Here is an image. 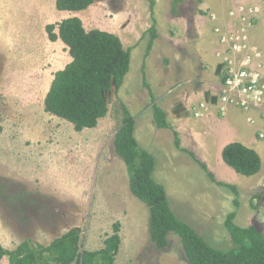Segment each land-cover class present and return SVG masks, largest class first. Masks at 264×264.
Masks as SVG:
<instances>
[{
	"label": "rangeland",
	"instance_id": "rangeland-1",
	"mask_svg": "<svg viewBox=\"0 0 264 264\" xmlns=\"http://www.w3.org/2000/svg\"><path fill=\"white\" fill-rule=\"evenodd\" d=\"M93 1L74 14L56 10L55 0H0V246L8 251L22 243L47 247L79 228L78 253L94 252L119 222L113 264H189L175 234H168L162 250L149 241L148 209L130 193L126 166L113 147L124 109L134 119L139 148L155 160L152 179L164 188L180 221L221 252L240 247L225 228L229 215L235 226L253 227L264 237V138L257 137L264 124L253 127L262 166L249 179L223 163L220 128L192 114L208 93L207 74L216 64L210 59L215 40L205 36L213 31L210 10L200 9L197 0L155 2L159 37L146 61L145 78L181 148L236 191L212 183L188 152L175 148L171 130L154 126L141 72L148 38L142 36L151 25L148 2ZM252 4L241 3L259 10L256 30L264 7ZM73 16L86 31L110 32L124 49L132 48L122 86L105 95L106 116L81 132L43 110L53 74L71 61L61 41H48L45 27ZM215 74L220 76V70Z\"/></svg>",
	"mask_w": 264,
	"mask_h": 264
},
{
	"label": "trees",
	"instance_id": "trees-1",
	"mask_svg": "<svg viewBox=\"0 0 264 264\" xmlns=\"http://www.w3.org/2000/svg\"><path fill=\"white\" fill-rule=\"evenodd\" d=\"M148 2L150 27L144 32L146 50L141 66L142 86L147 89L152 105L153 123L156 129L172 131L176 149L181 148L178 133L167 122L166 113L155 104V98L145 78V59L158 37L154 16L156 0ZM203 0H197L201 4ZM93 0H55L58 11L76 13L87 9ZM174 12V8H172ZM49 42L61 41L67 48L71 61L53 74V79L43 100L45 113L70 123L74 131L93 129L108 112L105 95L113 87L117 92L129 71L130 49H124L120 39L110 32L94 29L86 31L78 17H69L45 27ZM117 156L123 161L128 173L130 193L148 209L149 241L156 249L168 246V234H175L181 243L189 264H264V237L253 227L240 228L229 215L225 228L230 240L240 247L236 251L221 252L211 248L187 224L180 221L170 208L164 188L152 179L155 160L139 148L134 137V119L124 109L122 124L113 139ZM189 153V152H188ZM194 162L216 186L236 191L235 186L216 180L207 166L189 153ZM221 159L236 174L253 177L261 170V158L241 143L225 145ZM112 234L103 242V248L94 252L78 253L79 228H72L47 247L32 248L22 243L12 251L0 246V262L6 264H113L120 246V223L111 228Z\"/></svg>",
	"mask_w": 264,
	"mask_h": 264
},
{
	"label": "built area",
	"instance_id": "built-area-1",
	"mask_svg": "<svg viewBox=\"0 0 264 264\" xmlns=\"http://www.w3.org/2000/svg\"><path fill=\"white\" fill-rule=\"evenodd\" d=\"M223 14L226 21L219 23L217 15H210L214 22L213 34L219 50L220 83L214 101L198 103L193 109L194 118H202L209 108H216L221 115L228 108L240 112H255L249 122L264 121V57L251 39V32L256 25L259 10L257 8L238 5L227 8ZM259 139L264 138V128L257 133Z\"/></svg>",
	"mask_w": 264,
	"mask_h": 264
},
{
	"label": "crops",
	"instance_id": "crops-1",
	"mask_svg": "<svg viewBox=\"0 0 264 264\" xmlns=\"http://www.w3.org/2000/svg\"><path fill=\"white\" fill-rule=\"evenodd\" d=\"M157 2H158V0H156V3ZM241 3H246V5H250V3L251 4L253 3L252 6H256L257 4H260L264 7V4L260 3V0H203L202 3L199 5H200V9H202V10L206 9L204 11L210 10V12H209V13H211L210 15H212V14L217 15L219 23L223 24L226 21V16L223 14V12H225V10L228 7L229 8L235 7V6L241 5ZM156 5L157 4H155V7H156ZM210 15H209V22L214 27L215 24L210 19ZM154 16H155V14H154ZM155 20H156V18H155ZM156 22H157V20H156ZM157 33H158V29H157ZM205 36L210 37L211 41H212V39L215 40L216 49H214L215 51L212 52L210 59H212L213 61H216V64L213 65V63H211V61H210V63L212 64V66H214V68H210V71L207 74V77H209V80L207 81L208 83H206V85H207L206 86L207 87L206 92H208V93L205 94V97L202 98V100L200 102L208 101V100H211L215 97V95L218 93L219 83H220V79H221L219 74L218 75L215 74V73H218V70H220V67H219L220 60H219V58L216 57V52L219 50V46L217 44L216 37L213 34V31L207 32L205 34ZM158 37H159V33H158ZM251 39H252L253 43H255L254 45L262 50L263 57H264V17H262L261 20L259 21L258 25L256 26V30H255V28L252 29ZM128 48L130 50H132L131 47H127V49ZM149 56L145 59V62H144L146 71H147L146 61L149 59ZM197 95L201 97L200 94H197ZM242 115H244L243 118H242ZM249 116H252L255 118L257 116V113L250 112V113L246 114V113L240 112L239 110H236L234 108H228L226 110V113L224 115H220V117H219L218 116V110L216 108H209L208 111H206L204 118L202 117L204 119L203 121H206V122L208 121L206 124H213L214 126L216 125L215 127L220 128L219 135L221 136L220 138H222V140L221 139L220 140L224 141V143L222 144V146L220 147V149L218 151L220 154H221V151L225 145H227L229 143H233V142H238V143H241L242 145H244L250 149H253L259 155L257 145L255 142V135L256 134H253V133H255L253 127H254V125H256L258 123L257 125H259L261 128V126L264 124V121L263 122L262 121H256L255 124H251L249 122V118H250ZM211 122H213V123H211ZM260 128H259V130H260ZM257 133H258V131H257ZM248 178L249 179L254 178V176L248 177ZM118 251H119V249H118ZM114 262H115V260H114Z\"/></svg>",
	"mask_w": 264,
	"mask_h": 264
},
{
	"label": "water",
	"instance_id": "water-1",
	"mask_svg": "<svg viewBox=\"0 0 264 264\" xmlns=\"http://www.w3.org/2000/svg\"><path fill=\"white\" fill-rule=\"evenodd\" d=\"M214 99V98H213ZM213 99H211L212 101H214Z\"/></svg>",
	"mask_w": 264,
	"mask_h": 264
}]
</instances>
